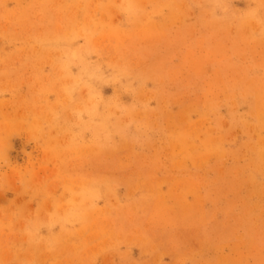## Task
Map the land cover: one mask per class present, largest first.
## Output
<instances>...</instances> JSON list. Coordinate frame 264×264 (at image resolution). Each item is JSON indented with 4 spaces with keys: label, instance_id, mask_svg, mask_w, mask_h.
Segmentation results:
<instances>
[{
    "label": "rangeland",
    "instance_id": "rangeland-1",
    "mask_svg": "<svg viewBox=\"0 0 264 264\" xmlns=\"http://www.w3.org/2000/svg\"><path fill=\"white\" fill-rule=\"evenodd\" d=\"M0 264H264V0H0Z\"/></svg>",
    "mask_w": 264,
    "mask_h": 264
}]
</instances>
